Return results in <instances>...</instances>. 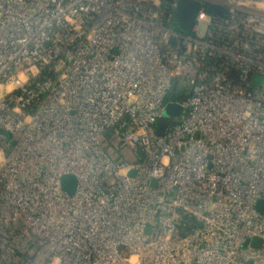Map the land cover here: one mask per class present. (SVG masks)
Returning a JSON list of instances; mask_svg holds the SVG:
<instances>
[{
    "label": "built area",
    "instance_id": "built-area-1",
    "mask_svg": "<svg viewBox=\"0 0 264 264\" xmlns=\"http://www.w3.org/2000/svg\"><path fill=\"white\" fill-rule=\"evenodd\" d=\"M176 1L0 0V264H264V0Z\"/></svg>",
    "mask_w": 264,
    "mask_h": 264
},
{
    "label": "water",
    "instance_id": "water-1",
    "mask_svg": "<svg viewBox=\"0 0 264 264\" xmlns=\"http://www.w3.org/2000/svg\"><path fill=\"white\" fill-rule=\"evenodd\" d=\"M203 6L199 1L195 0H177L174 7V17L179 26V30L182 33H189L192 31L196 19L199 13L203 10ZM205 13L208 15H220L225 16L227 10L224 8H219L214 5H209L204 9ZM173 42V41H172ZM177 82L173 83L172 91H175ZM183 112V107L177 103H169L165 109L164 115L167 118H178ZM156 125L159 128L157 131L160 134L164 131L169 125V120H157ZM155 183V182H153ZM61 185L63 190L68 195H73L76 191L77 181L74 176L67 175L62 178ZM253 245H258V240L256 239Z\"/></svg>",
    "mask_w": 264,
    "mask_h": 264
},
{
    "label": "trees",
    "instance_id": "trees-1",
    "mask_svg": "<svg viewBox=\"0 0 264 264\" xmlns=\"http://www.w3.org/2000/svg\"><path fill=\"white\" fill-rule=\"evenodd\" d=\"M172 0H162V2H166V3H170ZM154 9H156V8H154ZM158 9H160V10H163V11H165V13H164V15H166V12L168 13L169 11H167L169 8H167L166 7V4L165 3H161V5H160V7L158 8ZM164 17L165 16H163L162 18L164 19ZM171 17V18H170ZM170 17H168V21L169 22H167L168 24L170 23V25L171 26H173V27H175V28H177V29H179V26H178V24H177V22H176V20H175V17H174V15H171ZM167 18V17H166ZM166 23V22H165ZM185 98V96H183L181 93H179L178 91H175V92H173L171 95H170V97H169V99L170 100H177V101H182L183 99ZM111 136V134L109 135V137Z\"/></svg>",
    "mask_w": 264,
    "mask_h": 264
},
{
    "label": "rangeland",
    "instance_id": "rangeland-1",
    "mask_svg": "<svg viewBox=\"0 0 264 264\" xmlns=\"http://www.w3.org/2000/svg\"><path fill=\"white\" fill-rule=\"evenodd\" d=\"M144 1H147V3H150V2H153V4L154 5H161L160 3V0H144ZM158 3V4H157ZM188 90H190L191 89V87H189V88H187ZM0 90H1V87H0ZM115 143L116 142H113V143H109L108 141L106 142V144H105V146H104V149H105V151L109 154H111V156H112V158L114 159L115 158V152H114V150H115ZM123 153L124 154H129V152L128 151H126V150H124L123 151ZM130 155V154H129ZM129 155H127L126 156V158H124L125 160H127V161H134V158H132V156H129ZM3 160H4V157H3V155H2V152H0V165H2L3 164Z\"/></svg>",
    "mask_w": 264,
    "mask_h": 264
},
{
    "label": "snow or ice",
    "instance_id": "snow-or-ice-1",
    "mask_svg": "<svg viewBox=\"0 0 264 264\" xmlns=\"http://www.w3.org/2000/svg\"><path fill=\"white\" fill-rule=\"evenodd\" d=\"M134 264H135V262H134Z\"/></svg>",
    "mask_w": 264,
    "mask_h": 264
}]
</instances>
